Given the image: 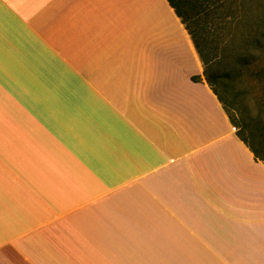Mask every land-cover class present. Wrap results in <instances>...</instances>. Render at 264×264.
Masks as SVG:
<instances>
[{
    "label": "crops",
    "instance_id": "0c3cea01",
    "mask_svg": "<svg viewBox=\"0 0 264 264\" xmlns=\"http://www.w3.org/2000/svg\"><path fill=\"white\" fill-rule=\"evenodd\" d=\"M0 264H264V163L166 0H0Z\"/></svg>",
    "mask_w": 264,
    "mask_h": 264
},
{
    "label": "trees",
    "instance_id": "16d2710c",
    "mask_svg": "<svg viewBox=\"0 0 264 264\" xmlns=\"http://www.w3.org/2000/svg\"><path fill=\"white\" fill-rule=\"evenodd\" d=\"M172 8L176 17L180 20L184 29L188 33L196 54L202 64L203 78L213 94L225 110L231 125L236 129L237 137L249 148L254 157L264 163V109H260L256 116L241 118V122L232 119L228 112V107L215 89L219 84H227L242 75L243 72H249L253 79L262 84L264 82V66L260 68L254 66L250 71L249 67L253 65L250 48L256 47L258 52L262 49L260 41L264 38V16H254L252 20L256 24L254 36L248 37L239 34L237 27L246 23L249 19L247 15L251 3H256L257 7L264 12L262 0H166ZM213 25L215 28L220 25H226L229 28V35L220 40L224 42L221 58L218 59L213 49L215 36L210 35ZM260 29H258V28ZM248 37V38H245ZM240 41L241 47L233 53L225 50V45ZM227 42V43H225ZM232 65L220 69L225 63ZM230 69V70H228ZM194 81L198 80L196 78ZM264 108V107H263Z\"/></svg>",
    "mask_w": 264,
    "mask_h": 264
},
{
    "label": "rangeland",
    "instance_id": "374dc122",
    "mask_svg": "<svg viewBox=\"0 0 264 264\" xmlns=\"http://www.w3.org/2000/svg\"><path fill=\"white\" fill-rule=\"evenodd\" d=\"M260 3L264 5V0L260 1ZM251 6L252 7L250 9L248 8L247 10L249 19L246 23H242L237 27V31L241 37L242 35L248 37L254 36L256 24H254L255 22L252 20V18L254 16H264V12L257 7V1L256 3H251ZM210 28H212L210 35L215 36L219 41H214L213 49L216 52L217 58L220 59V52L222 51V46L224 45V42L221 44L220 40L224 39V37H227L230 33V30L226 25H220L216 27L215 32H213V25H211ZM225 46V50L233 53L235 50L241 47V43L240 41H238V43L232 42ZM260 46L262 47L260 52H258L256 47L250 48L249 50L252 55L251 58L253 59V66L249 67V71L256 65L257 67L255 68L264 66V38L260 41ZM227 65L231 66L232 64L230 62L225 63L223 66H220V69L224 70L225 68H231L227 67ZM215 89L228 107L227 109L232 119L238 120V123L241 122V118L256 116L260 109H264V82L262 84L256 82L249 72L245 71L241 76L235 78L234 81L229 82L227 86L225 84H219V86H216Z\"/></svg>",
    "mask_w": 264,
    "mask_h": 264
}]
</instances>
